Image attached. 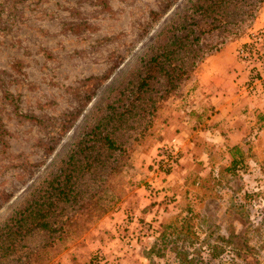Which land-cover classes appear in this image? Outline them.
Listing matches in <instances>:
<instances>
[{"label":"rangeland","instance_id":"obj_1","mask_svg":"<svg viewBox=\"0 0 264 264\" xmlns=\"http://www.w3.org/2000/svg\"><path fill=\"white\" fill-rule=\"evenodd\" d=\"M188 1L0 0V225L56 170ZM262 28L264 4L244 32L226 40L170 98L130 155L119 188L101 196L106 214L49 264H150L162 226L189 202L201 240L220 239L224 247L220 259L204 256L202 264H264V67L243 53ZM227 46L235 48L243 91L261 96L241 109L247 134L254 122L261 125L246 139L256 158L228 189L200 202L193 196L204 193L200 179L230 159L232 146L217 130L222 120L201 85L209 60ZM245 192L252 196L246 203L240 200ZM165 254L163 262L177 264L174 253Z\"/></svg>","mask_w":264,"mask_h":264},{"label":"trees","instance_id":"obj_2","mask_svg":"<svg viewBox=\"0 0 264 264\" xmlns=\"http://www.w3.org/2000/svg\"><path fill=\"white\" fill-rule=\"evenodd\" d=\"M263 4L264 0H189L188 8L174 16L139 59L126 84L97 110L56 170L0 225V264H49L90 230L106 214L101 196L119 188L130 155L150 135L170 98L226 40L253 23ZM258 122L248 134L246 128L244 140L229 148L227 164L211 166L209 176L200 179L204 193L193 195L195 200L216 198L251 167L248 160L256 155L248 142L253 128L260 129ZM243 197L240 200L246 203L252 196L245 192ZM196 218L189 202L163 225L150 264H166V251L174 253L177 264H202L204 256L220 259L224 254L220 239L202 241L194 230ZM37 236L42 240L31 244Z\"/></svg>","mask_w":264,"mask_h":264},{"label":"crops","instance_id":"obj_3","mask_svg":"<svg viewBox=\"0 0 264 264\" xmlns=\"http://www.w3.org/2000/svg\"><path fill=\"white\" fill-rule=\"evenodd\" d=\"M234 47L227 46L222 52L216 56H213L209 60L207 66V80L204 75L201 80V85H207L206 90L210 97L209 105L214 109L215 116H220L222 122L217 126V130L221 133V137L230 145L234 146L243 140L246 134V125L243 128V112L241 109H247L248 105L255 106L259 96L248 94L244 92V87H241V78L238 79L240 73L235 70L239 65L236 63L232 52ZM230 58V59H228ZM230 62L233 64H230ZM201 77V76H200ZM258 93V92H256ZM258 100V99H257ZM260 100L257 102V107H262ZM240 112L242 117H238L237 114ZM216 118V117H215ZM213 121L218 122L220 120ZM226 132V134H224Z\"/></svg>","mask_w":264,"mask_h":264},{"label":"built area","instance_id":"obj_4","mask_svg":"<svg viewBox=\"0 0 264 264\" xmlns=\"http://www.w3.org/2000/svg\"><path fill=\"white\" fill-rule=\"evenodd\" d=\"M243 53H246L245 60L257 61L255 64H262L264 67V28L254 31Z\"/></svg>","mask_w":264,"mask_h":264}]
</instances>
